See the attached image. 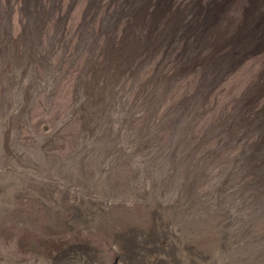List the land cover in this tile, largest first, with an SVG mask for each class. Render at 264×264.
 <instances>
[{
    "label": "rangeland",
    "instance_id": "374dc122",
    "mask_svg": "<svg viewBox=\"0 0 264 264\" xmlns=\"http://www.w3.org/2000/svg\"><path fill=\"white\" fill-rule=\"evenodd\" d=\"M150 4L162 7L147 23L135 4L139 40H103L77 65L33 51L32 30L19 41L14 24L10 39L0 5V185L19 187L0 205V247L36 255L33 231L73 230L64 213L103 198L97 253L117 264L118 238L149 235L157 200L181 198L166 213L182 251L216 261L223 247L218 264H264V0ZM40 197L57 200L56 217ZM4 222L31 236L3 240Z\"/></svg>",
    "mask_w": 264,
    "mask_h": 264
},
{
    "label": "bare ground",
    "instance_id": "6f19581e",
    "mask_svg": "<svg viewBox=\"0 0 264 264\" xmlns=\"http://www.w3.org/2000/svg\"><path fill=\"white\" fill-rule=\"evenodd\" d=\"M160 1L0 0V5H4L2 8L4 7L10 13L9 18H7L10 39L14 38V24L19 27V33L16 35L19 41L25 39L26 30H32L33 42H35L33 51L44 52V55L50 54L51 56L60 54L59 56L74 59V64L77 65L80 62L84 63L82 60L86 57H92L96 52H100L103 40L105 41L102 43L103 48L108 49L109 47L122 48L126 42L129 45L132 44L144 31L138 30V24L135 23V20L133 22V11L140 6L135 4L144 3V5H141L142 10L140 9V11H142L143 21L147 23L149 18L154 17L162 7L161 5H151L150 2L159 4ZM11 5L15 6L11 7ZM175 12H177V9L172 11L171 14ZM15 15H17L16 18ZM209 23L212 22H208L207 25ZM259 80L264 82L262 76ZM7 188H10L8 189L9 192ZM17 189L19 187H14V185L13 187L0 185V205L8 198L7 194L9 195ZM39 199L49 208V215L56 217L57 200L48 197H40ZM102 199L91 200L92 206L90 209H86L77 203L78 206L75 210L69 212L70 214H67L68 212L64 213V217L71 219L73 230L61 226L55 233L45 231L37 233L33 231L31 233L33 242H30V245L33 254L36 255L31 257L18 256L19 254L15 252V248L9 247L5 243L1 244L0 248L3 252L0 253V264H104V259L97 253V249L101 247L102 242L95 236L93 230L96 229L95 222L101 214V211L97 208L98 202H104L105 205L111 204L110 200L102 201ZM157 201L158 208L154 211L155 225L149 235L145 231L131 229L118 238L117 243L113 246L120 258L117 264H218L224 262L223 256L226 250L224 251L223 247H221L220 252H216V261L212 259L200 260L193 252H189V250H186L187 252L182 251V244L180 243V238L183 235L182 231L172 226L169 215L171 213H166V211L174 206H182L185 201L183 202L181 198H174L173 201ZM59 202L64 205L67 201L60 200ZM28 204L33 205V213L40 215L43 222L47 220L46 214L41 208H38L35 201H29ZM4 223L6 224L4 228L8 232L6 235H1L3 240L5 238L16 240L18 237L14 236V229L20 232L21 238L31 236L25 233L27 229L23 225ZM162 239H166L167 243L163 244ZM44 242H50L52 246H43ZM86 244L92 247H88ZM5 256H12L14 259L7 260L4 258Z\"/></svg>",
    "mask_w": 264,
    "mask_h": 264
}]
</instances>
